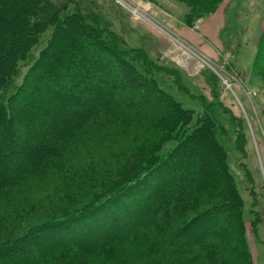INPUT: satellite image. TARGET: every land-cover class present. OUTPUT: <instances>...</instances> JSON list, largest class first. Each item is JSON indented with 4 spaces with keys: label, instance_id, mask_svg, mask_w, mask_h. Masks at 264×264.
<instances>
[{
    "label": "trees",
    "instance_id": "1",
    "mask_svg": "<svg viewBox=\"0 0 264 264\" xmlns=\"http://www.w3.org/2000/svg\"><path fill=\"white\" fill-rule=\"evenodd\" d=\"M75 2L56 5L53 0H0V118L3 121L0 124V202L10 196L16 186L51 171L69 176V167L63 165L68 164L73 150L89 148L87 133L91 127L145 125L172 118L169 132L177 144L161 156L143 151L133 153L121 166L117 164L120 173L118 170L110 177L105 176L88 191L78 194L81 180H69L55 186L53 192L32 206L34 209L17 208L19 211L8 212L0 221L7 230L0 232V264H74L86 254H96L107 261L113 259V264H134L130 257L118 253L127 251L129 243L143 244L150 264H157L158 257L167 259L165 264H175L170 260L174 255H185L198 264H239L231 254L236 253L244 260L248 253L232 243V238L244 243V205L229 174L227 156L217 144L215 130L223 133L224 126L210 115L212 112L205 104L204 111L210 117L201 119L199 116L197 123H193L189 111L156 87L153 77L146 75L149 69L165 74H170V70L150 60L143 50H121L119 36L107 29L97 14L84 11L83 6ZM89 53L111 59L119 71L118 84L135 95L127 97L116 90L108 91L112 74L109 70L104 72L102 64L89 57ZM22 68L26 71L17 85ZM62 71L67 76L56 78ZM102 72L101 81H95L94 75ZM133 83L140 87L138 91ZM177 86L179 90L184 89L181 80ZM151 88L152 94L148 93ZM139 91L142 94L136 97ZM24 94L28 100L22 108L35 120L29 118V127L25 133H20L17 109L19 98ZM53 98L65 103L44 104ZM20 148L21 159L14 164L3 162ZM197 149L209 151L210 160L200 165L204 177L184 178L185 170L180 173L178 170ZM159 175H164V184L173 181V186L162 192V199L151 210H145L142 216L139 215L142 211L138 212L133 221L129 219L125 233L111 230L109 234H97L95 238L81 239L71 245L60 241L43 247L36 242V235L68 222L89 219L94 212L106 215L103 222L108 227L112 215L106 212L113 210L116 219L118 215L120 218L125 209L119 203L130 194L137 196L133 207L151 201L157 189L152 180ZM181 175V181L175 179ZM208 189H221L226 195L225 201L197 209L179 225L177 218L187 200ZM33 210L37 215L45 212L40 217L46 219L39 222L38 217L32 218L26 222L25 230L14 236L25 226L23 220ZM223 212L227 215L224 226L218 221ZM129 214L130 218L134 213ZM101 223H92L90 230ZM209 225L213 229H207ZM189 234L196 236L191 241L178 239ZM213 237L219 244L212 242ZM33 242L37 245L35 248ZM27 243L33 246L30 252L14 254Z\"/></svg>",
    "mask_w": 264,
    "mask_h": 264
},
{
    "label": "rangeland",
    "instance_id": "2",
    "mask_svg": "<svg viewBox=\"0 0 264 264\" xmlns=\"http://www.w3.org/2000/svg\"><path fill=\"white\" fill-rule=\"evenodd\" d=\"M70 1L53 0L56 5L68 4ZM75 1L76 4L83 6L84 11L97 14L101 23L119 36L121 50H143L150 60L170 70V74H165L149 69L146 71V75L153 77L156 87L158 86L173 100L180 103L183 109L189 111V114L193 116V123H197L199 116L204 119L210 115L222 123L225 131L222 133L218 129L215 130L217 144L223 148L227 156L229 174H232V181L244 205L242 208L244 243L241 244L238 239L232 238L230 235L227 237L232 238V243H235L239 249L242 250L243 247L248 253V257L244 256V260L242 257H237L236 253L231 254V257L235 256L239 264H264V0ZM215 17H218L219 22L224 26L221 29L215 28L216 36L214 35V37L203 35L205 50L197 49L182 38L178 32L187 30L194 35H201L204 24ZM60 45L63 46L62 43ZM88 56L96 62H100L104 72L105 70L111 72L112 82L108 85V91L116 90L127 97L135 95L130 94L126 86L118 84L119 71L111 59L97 57L92 53H89ZM24 68L21 70L22 75L16 81L17 85L21 83L26 71ZM63 71L62 74L55 75L56 78L67 76ZM142 71L144 70L142 69ZM104 72L95 74V81L100 82ZM55 76L53 77L55 78ZM179 80L184 88L182 90H179L177 86ZM134 87L137 88V91L140 89L136 83H133ZM152 90V88L149 89L148 93L152 94ZM12 91L11 89L10 92L12 93ZM33 94L35 95V93ZM136 94L137 97L142 92L139 91ZM26 95L19 98L20 105L17 109L19 114L16 123L20 133H25L30 122L27 111L22 108L24 107L23 103L28 100ZM63 103L65 102L53 98L45 101L44 104L59 106ZM204 104L212 112L210 115L204 111ZM34 120L31 119V121ZM2 122L0 118V124ZM172 122V118H167L145 125L91 127L87 133L89 148L73 150L69 155L70 161L67 160L68 164L63 165L69 167V176H65L60 171L56 173L51 171L16 186L11 195L0 202V221L4 215L17 208L34 209L32 206L53 192L55 186L67 183L69 180H81V183L78 184V194L88 191L96 184H100L105 176L109 175L110 177L112 173L117 172L119 170L117 167L121 166L133 153L143 151L146 154L164 155L169 148L177 144L169 132ZM0 130H2L1 125ZM0 137H2L1 133ZM22 156V148H20L18 153H12L10 157L6 156L3 162L14 164ZM208 160H210L209 151L197 149L191 154L188 161L181 165L178 172L185 170L184 178L187 179L198 176L202 179L204 173L200 165ZM117 164L119 165L117 166ZM169 168L171 166L166 169ZM180 177L182 175L175 179L178 180ZM164 180V175L153 178V184L157 189L149 202L151 203L150 207L147 202L148 205L145 202H140L138 206L133 207L137 196L130 194L119 203L125 209L120 218L118 215V219H116L117 215L113 214V210L107 211V215H112V222L108 227L103 222L106 215H102L104 214L102 212H99L100 214L94 212L89 219L68 222L57 229L50 228L42 232L41 236L36 235L35 240L38 245L46 247L60 241L70 245L77 244V241L81 239L95 238L97 234H109L111 230L113 233L121 234L127 228L126 222L129 219L133 221L138 217H136L138 212L142 211L139 214L142 216L145 210H151L162 199V192L169 186H173V181L164 184ZM225 199L226 195L221 189L203 190L199 194L193 195L180 211L177 218L178 224L185 223L197 209L221 203ZM18 209L17 211H19ZM130 212L134 214L129 218ZM37 213L33 210L32 214L30 213L28 218L23 220L25 226L14 236L25 230L26 222L32 221L34 217H38L39 222L46 219V217H40L45 212L42 211L39 215ZM226 216L224 212L219 216V224H227ZM97 222L102 223L93 231L90 230L89 226L92 223L97 224ZM3 226L0 225V232L6 230V228H2ZM206 228H212V226L209 225ZM212 229L211 231H213ZM195 236L189 234L185 237L179 236L178 239L191 241ZM29 241L31 240L28 239ZM212 242L219 244L215 237ZM33 244L35 248L37 245L34 242ZM33 246L27 243L14 254L28 253L33 249ZM127 247V251L121 250L118 253L123 257H130L131 260H134L132 261L135 262L134 264H150L147 262V248L143 244L129 243ZM243 254L245 255L244 251ZM158 258L160 259L157 264L167 263V259L164 257ZM170 260L175 264H198L193 263L191 258L185 255H174ZM112 261H107L96 254H86L74 264H113ZM127 261L129 262V260Z\"/></svg>",
    "mask_w": 264,
    "mask_h": 264
},
{
    "label": "crops",
    "instance_id": "3",
    "mask_svg": "<svg viewBox=\"0 0 264 264\" xmlns=\"http://www.w3.org/2000/svg\"><path fill=\"white\" fill-rule=\"evenodd\" d=\"M220 19L218 17H215L211 20H209L206 24H204V28L201 35L192 34L189 31H178L180 36L184 38L186 41L190 42L195 46L197 49L205 50V45L203 42V35L214 37L216 36V29L223 28L224 24L219 22ZM216 28V29H215ZM214 29V30H213Z\"/></svg>",
    "mask_w": 264,
    "mask_h": 264
}]
</instances>
